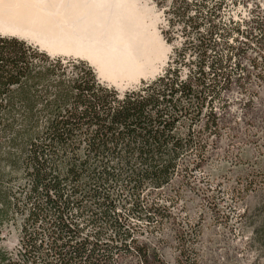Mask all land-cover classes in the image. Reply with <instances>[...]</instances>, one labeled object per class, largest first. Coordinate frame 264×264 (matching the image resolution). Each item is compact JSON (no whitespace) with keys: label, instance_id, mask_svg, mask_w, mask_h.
Returning <instances> with one entry per match:
<instances>
[{"label":"trees","instance_id":"obj_1","mask_svg":"<svg viewBox=\"0 0 264 264\" xmlns=\"http://www.w3.org/2000/svg\"><path fill=\"white\" fill-rule=\"evenodd\" d=\"M150 1L171 51L160 74L122 92L83 60L0 35V264H158L131 219L169 220L161 192L176 179L196 189L189 173L233 110L255 108L258 0H243L251 7L237 20L223 11L239 0Z\"/></svg>","mask_w":264,"mask_h":264},{"label":"rangeland","instance_id":"obj_2","mask_svg":"<svg viewBox=\"0 0 264 264\" xmlns=\"http://www.w3.org/2000/svg\"><path fill=\"white\" fill-rule=\"evenodd\" d=\"M258 2L264 8V0ZM134 6L142 16L146 33L153 37L157 52L148 61L149 67H156L155 71L144 79L123 78L112 83L83 58L50 51L30 37H15L50 57L87 62L100 82L122 92L160 74L171 51V45L160 33L164 25L162 11L150 0H135ZM250 7L251 2L243 0L236 4L228 2L223 18H245ZM257 92L255 108L244 114L233 110L235 123L222 128L218 142L207 147L203 165L189 173L190 185L196 189L181 186L176 179L168 190L161 192L158 201L172 217L161 225L131 219L137 230L146 231L142 237L147 236L145 243L158 255V264H178L180 260H185L182 264H264V88L259 87ZM230 98H239V94L232 92ZM3 234L6 246H16L18 236L12 226ZM181 250L185 256L180 258Z\"/></svg>","mask_w":264,"mask_h":264},{"label":"bare ground","instance_id":"obj_3","mask_svg":"<svg viewBox=\"0 0 264 264\" xmlns=\"http://www.w3.org/2000/svg\"><path fill=\"white\" fill-rule=\"evenodd\" d=\"M135 0H0V35L85 59L115 83L152 76L156 57ZM149 75V76H150ZM140 79V78H139Z\"/></svg>","mask_w":264,"mask_h":264}]
</instances>
